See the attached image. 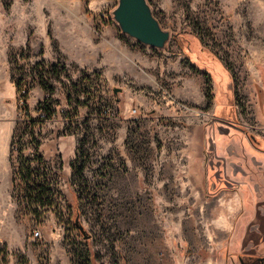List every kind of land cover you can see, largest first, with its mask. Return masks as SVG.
<instances>
[{
  "label": "rangeland",
  "instance_id": "obj_1",
  "mask_svg": "<svg viewBox=\"0 0 264 264\" xmlns=\"http://www.w3.org/2000/svg\"><path fill=\"white\" fill-rule=\"evenodd\" d=\"M148 1L164 49L117 0H0V264L264 249V0Z\"/></svg>",
  "mask_w": 264,
  "mask_h": 264
},
{
  "label": "water",
  "instance_id": "obj_2",
  "mask_svg": "<svg viewBox=\"0 0 264 264\" xmlns=\"http://www.w3.org/2000/svg\"><path fill=\"white\" fill-rule=\"evenodd\" d=\"M110 13L123 35L153 49L165 48L169 30L162 27L148 0H117ZM112 90L117 93L120 88Z\"/></svg>",
  "mask_w": 264,
  "mask_h": 264
},
{
  "label": "flooded vegetation",
  "instance_id": "obj_3",
  "mask_svg": "<svg viewBox=\"0 0 264 264\" xmlns=\"http://www.w3.org/2000/svg\"><path fill=\"white\" fill-rule=\"evenodd\" d=\"M239 264H264V249L240 255Z\"/></svg>",
  "mask_w": 264,
  "mask_h": 264
},
{
  "label": "trees",
  "instance_id": "obj_4",
  "mask_svg": "<svg viewBox=\"0 0 264 264\" xmlns=\"http://www.w3.org/2000/svg\"><path fill=\"white\" fill-rule=\"evenodd\" d=\"M16 95H18L19 100H20L21 103L23 104V102L25 101L26 95H27V91H26L25 89H21V90H20V89L17 87V88H16ZM40 116H41L42 118H45V117H46V113L43 112V111H41V112H40ZM28 174H29V171H28V170H27V172H23V171L20 172V176H21V177H27ZM46 185H47V184H45L44 187H47Z\"/></svg>",
  "mask_w": 264,
  "mask_h": 264
},
{
  "label": "crops",
  "instance_id": "obj_5",
  "mask_svg": "<svg viewBox=\"0 0 264 264\" xmlns=\"http://www.w3.org/2000/svg\"><path fill=\"white\" fill-rule=\"evenodd\" d=\"M1 86V85H0ZM0 95H5V91H4V88L3 87H0ZM13 95H16V89L14 87V92H13ZM6 128V127H5Z\"/></svg>",
  "mask_w": 264,
  "mask_h": 264
},
{
  "label": "built area",
  "instance_id": "obj_6",
  "mask_svg": "<svg viewBox=\"0 0 264 264\" xmlns=\"http://www.w3.org/2000/svg\"><path fill=\"white\" fill-rule=\"evenodd\" d=\"M136 110H133V112H135ZM39 234V231H36L35 232V235H38Z\"/></svg>",
  "mask_w": 264,
  "mask_h": 264
}]
</instances>
